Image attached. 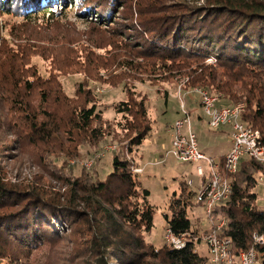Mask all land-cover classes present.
I'll return each instance as SVG.
<instances>
[{"label": "rangeland", "instance_id": "rangeland-1", "mask_svg": "<svg viewBox=\"0 0 264 264\" xmlns=\"http://www.w3.org/2000/svg\"><path fill=\"white\" fill-rule=\"evenodd\" d=\"M216 1L239 5L241 0H101V8L112 11L105 22L93 14L81 16L83 11L78 10L75 0H60L54 5L48 2L49 15L32 20L3 14L0 10V86H10L6 81L1 84L4 78L7 79L11 64L7 56L21 58L23 78L36 83L31 97L23 98V101L26 100L25 103L38 113L45 111L40 122L50 135L41 138V133L38 137L23 138L21 148L13 146L17 138L12 136L14 132L9 126L18 123L19 116L9 104L0 103V173L4 181L43 187L58 198L57 203L66 205L65 196L70 193L73 181L79 178L80 182L89 183L104 179L110 172L111 157L122 151L124 157L133 160L134 169L140 170L138 179L149 191L148 200L155 207L153 228L144 234L146 243L156 247L163 243L171 245L164 220L165 215H170V199L174 193L179 195L180 184L188 185L187 182L192 181V186L187 188L194 192L200 186L197 165L183 164L167 154L171 150V127L180 116L182 100L179 96L191 110L192 129L200 150L207 156L218 158L226 153L230 146V128L221 132L208 128L199 108V97L193 93L194 89L200 88L191 87V77L185 69L190 63L165 62L161 56L165 52L157 48L160 44L149 37L144 39L139 29L157 26L161 18L165 19L171 13L211 8ZM253 1L257 4L260 0H242L246 4ZM205 63L215 65L212 59ZM37 79L41 81L37 82ZM48 80V89L52 91L45 99L43 93L49 90H42L41 82ZM56 84L60 86V96L53 92L57 90ZM187 94H192L195 104ZM128 97L145 102L152 128L144 143L131 154L126 152L130 134L121 128L127 123L114 110L116 104ZM92 106L100 115L92 127L103 133L95 143L76 129L68 128L75 108ZM198 116L203 120L198 121ZM201 166L206 173L205 165ZM255 192L256 204L264 211V188L258 187ZM21 209L17 206L9 211ZM188 218L192 231H197L188 237L196 242L198 233L209 227L203 206L192 207ZM58 229H61L58 239L33 249L28 258L18 263L89 264L81 238L76 236L77 240H73L75 234L71 230L74 226L62 223ZM195 249L200 256L208 257L203 238ZM0 264H3L1 260ZM204 264L224 262L214 263L208 258Z\"/></svg>", "mask_w": 264, "mask_h": 264}, {"label": "trees", "instance_id": "trees-1", "mask_svg": "<svg viewBox=\"0 0 264 264\" xmlns=\"http://www.w3.org/2000/svg\"><path fill=\"white\" fill-rule=\"evenodd\" d=\"M56 1L60 0H0V10L3 14L32 20L49 15L47 3L54 5ZM75 1L78 10L83 11V17L93 14L105 22L112 14L111 10L101 8V0ZM240 2L232 5L216 1L211 8L171 13L165 19L161 18L157 26H144L139 31L144 34V39L149 37L160 44L157 48L165 52V55L160 54L165 62L190 63L185 69L191 77V87L198 86L210 95L219 96V107L243 103L241 120L259 132L264 146V0L258 1L260 4ZM223 6L226 9H220ZM14 56H7L11 64L7 79L4 78L1 84L6 81L10 86H0V103L9 104L19 116V122L9 128L13 129L12 136L17 138L13 146L21 148L23 138L38 137L41 133V138L50 135L40 122L45 111L38 113L25 103L26 100L23 101V98L31 97L36 83L23 78L24 72L20 68L23 60ZM208 59L214 60L215 65L206 64ZM48 82L50 80L41 82L42 90H49L43 93L45 99L52 91L48 89ZM56 88L53 92L60 96V86L56 84ZM114 110L127 123L121 128L130 134L126 152L131 154L144 143L152 129L146 104L128 97L116 104ZM72 115L68 128L76 129L94 143L103 137L100 129L92 127L100 118L94 106L75 108ZM197 120L203 119L198 116ZM1 126L0 121V130ZM216 159L222 164L224 155ZM135 166L132 159L119 151L111 157L110 172L104 179L82 183L77 178L71 183L72 189L65 196L66 205L57 203L58 198L43 187L6 183L0 173L1 262L17 264L28 258L33 249L59 238L60 224L70 223L74 226L71 230L75 234L73 240H77L76 236L81 238L89 264H204L208 257L200 256L196 245L209 232L210 219L213 222L223 219L225 224L218 235L231 242L232 264H237L240 253L250 249L256 251L258 260L264 264V244L256 245L253 240L254 235L264 237V213L256 204L255 192L258 177L264 176V165L252 159L241 161L237 173L229 176L230 199L213 209L208 229L198 233L196 242L188 237L197 234L191 229L188 211L195 206L201 208L203 204L194 200L196 192L189 190L186 184H180L179 195L174 193L168 205L170 215L164 217L165 229L171 236L185 239L184 247L179 249L168 243L159 247L146 243L144 234L153 228L155 207L148 200L149 191L133 173ZM17 206L22 208L21 211H9Z\"/></svg>", "mask_w": 264, "mask_h": 264}, {"label": "built area", "instance_id": "built-area-1", "mask_svg": "<svg viewBox=\"0 0 264 264\" xmlns=\"http://www.w3.org/2000/svg\"><path fill=\"white\" fill-rule=\"evenodd\" d=\"M193 93L199 97V108L209 129L219 131L226 127L230 128L229 150L225 153L222 164L216 158L207 156L200 150L197 137L192 129L191 110L187 108L185 99L179 96L182 100L180 116L171 127V150L167 154L183 164L197 165L196 175L200 178V186L196 192L195 201L203 204L207 219H210L213 209L224 205L230 199L232 187L229 176L237 173L241 161L252 159L264 165V146L261 143L259 132L241 120L244 111L243 103L231 107H219V96L210 95L203 89H194ZM187 95L194 103L192 94ZM203 164L206 167V173L201 166ZM133 173L138 175L140 170L133 169ZM187 184V186H192V181H188ZM258 187L264 188V176L258 177ZM224 224L223 219H217L215 222L210 219V230L203 239L211 262L232 264L231 242L218 235ZM167 233L174 248L184 247V238H174L168 230ZM253 240L256 245L264 244L263 236L254 235ZM238 261V264H261L254 249L240 253Z\"/></svg>", "mask_w": 264, "mask_h": 264}, {"label": "crops", "instance_id": "crops-1", "mask_svg": "<svg viewBox=\"0 0 264 264\" xmlns=\"http://www.w3.org/2000/svg\"><path fill=\"white\" fill-rule=\"evenodd\" d=\"M229 147H230V146H228V150H229ZM228 150H227V151H228ZM227 151H226V153H227ZM221 155H225V154H221Z\"/></svg>", "mask_w": 264, "mask_h": 264}]
</instances>
